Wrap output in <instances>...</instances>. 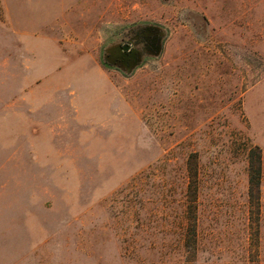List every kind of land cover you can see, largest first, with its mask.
Wrapping results in <instances>:
<instances>
[{
    "label": "rangeland",
    "instance_id": "374dc122",
    "mask_svg": "<svg viewBox=\"0 0 264 264\" xmlns=\"http://www.w3.org/2000/svg\"><path fill=\"white\" fill-rule=\"evenodd\" d=\"M0 264H264V0H0Z\"/></svg>",
    "mask_w": 264,
    "mask_h": 264
},
{
    "label": "trees",
    "instance_id": "16d2710c",
    "mask_svg": "<svg viewBox=\"0 0 264 264\" xmlns=\"http://www.w3.org/2000/svg\"><path fill=\"white\" fill-rule=\"evenodd\" d=\"M257 154V161L252 160L250 167V201L252 204H257L259 207L260 203V192H261V172H262V161L261 154L258 148L253 149L252 156L255 157ZM196 156H192L188 164V173L190 182L188 185V205H187V228H186V245L191 248L194 252L196 251L197 245V202H198V168L195 161ZM256 189V194H255ZM259 210V209H258Z\"/></svg>",
    "mask_w": 264,
    "mask_h": 264
},
{
    "label": "flooded vegetation",
    "instance_id": "af4514ba",
    "mask_svg": "<svg viewBox=\"0 0 264 264\" xmlns=\"http://www.w3.org/2000/svg\"><path fill=\"white\" fill-rule=\"evenodd\" d=\"M124 49H125V51H128V52H130V51H131V48H130V46H129V45H125V46H124Z\"/></svg>",
    "mask_w": 264,
    "mask_h": 264
}]
</instances>
